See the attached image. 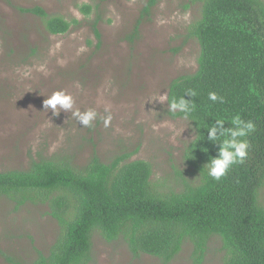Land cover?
Here are the masks:
<instances>
[{
    "label": "rangeland",
    "instance_id": "1",
    "mask_svg": "<svg viewBox=\"0 0 264 264\" xmlns=\"http://www.w3.org/2000/svg\"><path fill=\"white\" fill-rule=\"evenodd\" d=\"M147 1L0 0V171L26 169L40 157L62 156L79 166L93 152L104 162L127 153L126 161L151 163L160 192L181 190L184 179L196 181L183 156L195 130L188 119L168 114L167 100L156 98L167 96L172 79L197 68L199 45L188 26L199 18L200 2L158 0L145 11ZM83 4L92 7L87 15ZM35 5L70 21L69 30L50 34L40 18L19 9ZM95 19L99 41L91 29ZM57 90L70 93L74 105L54 115L44 101ZM89 108L98 117L85 127L72 111ZM258 201L264 206V184ZM46 210L32 202L15 208L0 197V264H8L6 256L29 262L48 251L59 225ZM92 242L87 264H161L132 254L122 236L106 241L94 233ZM191 251L185 243L167 264H190ZM225 253L220 237L212 236L202 264H223Z\"/></svg>",
    "mask_w": 264,
    "mask_h": 264
},
{
    "label": "trees",
    "instance_id": "2",
    "mask_svg": "<svg viewBox=\"0 0 264 264\" xmlns=\"http://www.w3.org/2000/svg\"><path fill=\"white\" fill-rule=\"evenodd\" d=\"M157 1L148 0L144 10ZM198 1L200 16L188 26L199 45L197 68L172 79L167 90L168 100L184 96L196 104L188 119L195 136L183 154L196 181L184 179L181 190L160 192L151 179V163L126 161L127 153L104 162L93 152L79 166L62 156L40 157L26 169L0 171V197L15 208L27 202L46 205L59 225L46 253L38 251L29 262L6 256L8 264H87L94 233L106 241L122 236L132 254L157 257L161 264L187 242L190 264H202L208 241L218 236L226 250L223 264H264V206L258 201L264 184V0ZM91 8L83 4L81 11L87 15ZM19 9L40 18L50 34L66 33L71 26L39 5ZM97 23L91 29L99 41ZM212 91L224 102L209 100ZM168 114L183 117L169 109ZM236 114L256 124L246 137L248 155L214 180L206 165L219 155L221 144L208 139L207 126L216 125L219 136L232 127Z\"/></svg>",
    "mask_w": 264,
    "mask_h": 264
},
{
    "label": "clouds",
    "instance_id": "3",
    "mask_svg": "<svg viewBox=\"0 0 264 264\" xmlns=\"http://www.w3.org/2000/svg\"><path fill=\"white\" fill-rule=\"evenodd\" d=\"M190 95L196 96L197 93L194 89L186 90ZM209 100L213 102H224V98L219 96L215 91L208 93ZM161 103L167 100L169 105V112L176 114L177 112L183 115L184 119H189L192 112L196 108L194 101L186 100L184 96L179 98L173 97L168 100L166 95H160L157 97ZM59 105V108L57 107ZM74 99L70 93L64 90L54 91L44 101V107L51 109L53 114H57L60 109H73ZM179 110V111H178ZM105 112H109V108L105 107ZM73 117L80 122L82 126L92 127L93 121L97 119L98 112L95 109L89 108L81 111L75 109L72 111ZM103 123L105 127H108L111 122V114L103 117ZM224 119L218 118L217 124L223 125ZM232 127L222 129L220 135H217L216 125L208 127V139L212 141H219L221 147L219 149V155L210 160L207 166V174L214 180H220L228 170L236 163H243L248 155V141L246 137L253 133L256 129V124L251 120H244L239 114H236L230 121Z\"/></svg>",
    "mask_w": 264,
    "mask_h": 264
}]
</instances>
